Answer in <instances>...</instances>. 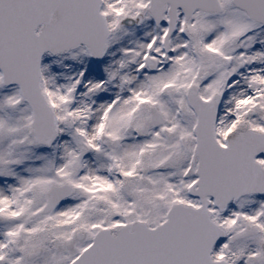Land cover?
Segmentation results:
<instances>
[{
	"label": "snow or ice",
	"instance_id": "6c2138e0",
	"mask_svg": "<svg viewBox=\"0 0 264 264\" xmlns=\"http://www.w3.org/2000/svg\"><path fill=\"white\" fill-rule=\"evenodd\" d=\"M0 264H264V0H0Z\"/></svg>",
	"mask_w": 264,
	"mask_h": 264
}]
</instances>
